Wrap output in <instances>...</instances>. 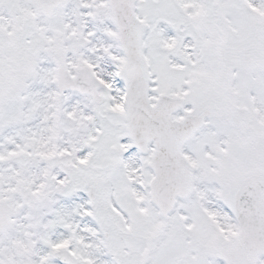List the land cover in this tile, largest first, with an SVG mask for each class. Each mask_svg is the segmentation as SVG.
<instances>
[{
	"label": "snow or ice",
	"instance_id": "snow-or-ice-1",
	"mask_svg": "<svg viewBox=\"0 0 264 264\" xmlns=\"http://www.w3.org/2000/svg\"><path fill=\"white\" fill-rule=\"evenodd\" d=\"M0 264H264V0H0Z\"/></svg>",
	"mask_w": 264,
	"mask_h": 264
}]
</instances>
